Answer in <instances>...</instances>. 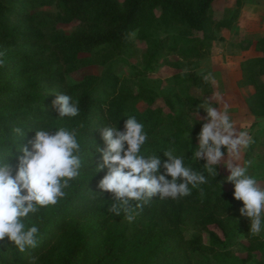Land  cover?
Listing matches in <instances>:
<instances>
[{
	"label": "trees",
	"instance_id": "1",
	"mask_svg": "<svg viewBox=\"0 0 264 264\" xmlns=\"http://www.w3.org/2000/svg\"><path fill=\"white\" fill-rule=\"evenodd\" d=\"M216 1L0 0V52L4 53L0 57L4 61L0 65V159L11 151L9 162L15 166L21 155L18 144L31 148L28 141L36 129L64 127L79 129L82 160L80 175L69 182L65 196L24 219L26 228L35 225L39 229L37 247L20 252L6 237L0 242V264H264V233L253 235L248 218L243 225L245 255L230 257L228 251L239 226H231L230 218L243 203L234 198V187L227 190L223 183L220 186V165L216 177L204 170V160L191 159L188 134L195 136L201 130L202 122L194 114L205 99L179 90L189 85L211 95V85L195 69H188L167 78L164 92L145 85L134 91L122 86L114 72V60L109 58L132 48V36L128 37L134 32L147 41L143 73L153 71L159 62L178 70V61L169 62L165 54L184 61L206 58L215 33L232 28L243 2L235 0L229 17L217 22L212 16ZM41 7H52L55 12L45 14L37 10ZM73 22L77 25L69 34L59 31L60 25ZM156 25L176 26L179 33L150 38L147 31ZM256 45L262 55L241 63L239 86L253 90L248 108L253 115L264 116V38ZM97 49L109 60L103 75L68 85L66 70L75 66L80 55ZM56 93L68 94L78 102L79 115L59 118L52 107ZM157 99L161 107H155ZM138 102L146 107L140 110ZM129 116H135L147 133L142 154L156 153L166 160L163 150L173 148L175 155L185 157V166L208 180L192 188L187 197H153L137 209L132 221L123 213L115 216L107 211L114 201L111 193L98 188L107 168L95 171L102 157L94 147H106L101 139L105 126L123 130ZM15 126L26 129L20 141L12 131ZM253 140L244 154L247 164L262 144V138ZM193 218L198 229L207 232V243L200 235L185 238L184 224ZM213 226L221 237L209 230ZM198 254L207 258L200 259Z\"/></svg>",
	"mask_w": 264,
	"mask_h": 264
},
{
	"label": "clouds",
	"instance_id": "2",
	"mask_svg": "<svg viewBox=\"0 0 264 264\" xmlns=\"http://www.w3.org/2000/svg\"><path fill=\"white\" fill-rule=\"evenodd\" d=\"M3 56L4 53L0 52V57ZM3 63L0 59V65ZM202 78L205 82L214 79L211 73ZM213 101L222 105L223 110L214 106ZM52 107L59 118L76 117L80 113L78 102L64 93H56ZM200 109L206 115L200 116ZM196 117L202 122V127L196 137L198 147L191 159L197 162L204 160V170L216 177L217 166L223 165L230 173L226 181L234 186V198L243 203L239 209L240 216L248 218L250 232L259 235L264 225V188L247 174V167L240 163L243 150L254 142L253 138L231 119L229 105L219 91L205 98L197 108ZM12 131L19 141L25 137L26 129L23 127L15 126ZM78 135L77 128L36 129L34 138L28 141L31 148L18 144L21 155L16 157L18 163L15 166L9 162L11 151L0 159V242L7 237L20 252L37 247L38 227L26 228L23 221L40 208L57 204L65 196L64 189L69 182L80 175L82 160ZM101 139L106 147L101 149L94 145L102 157V163L95 171L107 168L98 188L112 194L114 202L107 208L112 215L123 213L128 221H132L138 214L137 209H142L153 197L180 199L191 195L192 188L208 183L203 173L185 166V157L175 155L173 148L163 150L166 160L156 153L142 154L141 149L148 136L144 125L135 116L124 121L123 130L117 126H105L101 130ZM200 195H204L203 189ZM133 202H136L135 206Z\"/></svg>",
	"mask_w": 264,
	"mask_h": 264
},
{
	"label": "rangeland",
	"instance_id": "3",
	"mask_svg": "<svg viewBox=\"0 0 264 264\" xmlns=\"http://www.w3.org/2000/svg\"><path fill=\"white\" fill-rule=\"evenodd\" d=\"M119 1L122 2L123 0ZM234 1L235 0H218L212 4V16L214 17L215 21L220 22L222 19L229 17V14L234 8ZM37 10L49 15H53L55 12L52 7H41ZM244 18L246 20V17ZM76 25V22H73L69 25H60L59 31L65 34H69ZM230 32L231 31H227L225 29L217 31L215 33L216 40L214 41V43H217L216 46L213 47L214 49L210 48V54L202 60L189 59L187 61H184L174 54H165V58H167L169 62L178 61V70L173 69L169 66H165L164 62H159L158 65L154 66L153 71L143 73L145 68L147 41H144L137 32H134V35H132L133 45L131 49L118 57H108L111 60H114V72L119 78L122 86L130 88L134 91H137L141 85H145L155 90L156 92H164L168 89L163 85L164 82H167V78L171 77L175 73L184 72L188 69H195L196 73L201 76L211 73L212 77L214 78L213 80H209V82L213 86L211 95H203L200 90L189 85L181 87L179 90L180 93H187L205 99L206 97H210L213 95V93L219 91L223 95L224 102L228 103L230 117L236 123L237 127L242 131H247L250 136H253L256 135L258 131L257 129H255V124L257 125V123L247 124L246 119L248 118L244 112L243 102L240 96L244 91H239L238 94L235 89V63L237 62L236 57L242 51L245 43L240 41L238 37L239 43H237L236 45L235 34L238 33H235V29L233 34ZM147 33H149L150 38L161 39L165 37L166 34L179 33V28L173 25H156L152 29L147 31ZM108 61L109 60H107V54L101 49H97V51L93 54L80 55L79 61L75 64V66L72 69L66 70V83L68 85H71L84 83L92 77H95L97 79L100 78L103 75L105 66L107 65ZM213 105L220 107L221 110H223L222 105H216L215 101H213ZM161 106V101L157 99L155 107ZM137 107L140 110H143L146 105H144L142 102H138ZM163 110L165 112L167 111L166 108H163ZM204 115H206V113L203 109H200V116ZM194 117L197 119L196 113L194 114ZM257 122L258 127L264 124L263 121ZM196 137H191L192 153L198 147V141ZM244 152L245 151L243 150V156ZM244 161V158H242V160L240 161L241 165L247 167V172L252 173L251 176H253L258 181L260 186L264 188V151L262 150V152L257 155L256 159L254 158L252 167ZM229 174L230 173L221 164L220 181H223V184L227 190L234 187L231 183L226 181V177ZM246 219V217H241L239 212L235 213L230 218L231 226H236L237 224H239L235 233L234 245L228 251L230 257H242L245 255L244 253H242V245L246 244L243 226ZM194 220L195 218L187 219L186 223L184 224L183 230L185 238L190 239L192 237L200 235L202 236L204 243H207V232L199 230L198 226L194 224ZM209 230L217 233L221 237V234L214 226L209 227ZM262 233H264V225H262L260 234ZM198 256L200 259L207 258L205 254H198Z\"/></svg>",
	"mask_w": 264,
	"mask_h": 264
},
{
	"label": "crops",
	"instance_id": "4",
	"mask_svg": "<svg viewBox=\"0 0 264 264\" xmlns=\"http://www.w3.org/2000/svg\"><path fill=\"white\" fill-rule=\"evenodd\" d=\"M244 17H246V20ZM234 29H235V33L236 32L238 33V34H235L236 35L235 44L237 45V43H239L238 37L240 41L245 43V46L242 48V51L236 57L237 62L235 63V68H236L235 69L236 70L235 89L238 92V94H239V91H244L241 93L240 96L243 102L244 112L248 118L246 119L247 124L257 123V125L255 124V129H257L258 131L256 135H253V136L251 135V137L253 139L262 138L261 140L262 144L257 149L255 155L248 161V165L252 167V162L254 158L256 159L257 155L260 152H262V150L264 151V124L258 127V122H257V121H263L264 123V116H255L250 112L248 108L247 99L250 96V94H252L253 90L250 88H240L239 84L241 80L243 79L240 65L246 59H250V58L258 57L262 55L261 51L258 50L256 43L260 39L264 38V0H243L242 7L239 10V15H238L236 22L234 23L232 28L227 31H231L230 33L233 34ZM216 44L217 43H214L213 41L211 49L214 46H216ZM263 80H264V77H263ZM207 82L211 85V87H213L209 81ZM197 135L191 136V137H196ZM247 148L244 149L245 152Z\"/></svg>",
	"mask_w": 264,
	"mask_h": 264
}]
</instances>
